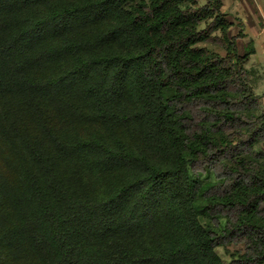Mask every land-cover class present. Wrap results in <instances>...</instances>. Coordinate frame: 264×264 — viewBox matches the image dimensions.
Wrapping results in <instances>:
<instances>
[{
	"label": "trees",
	"instance_id": "16d2710c",
	"mask_svg": "<svg viewBox=\"0 0 264 264\" xmlns=\"http://www.w3.org/2000/svg\"><path fill=\"white\" fill-rule=\"evenodd\" d=\"M230 24L220 0H0V264H264Z\"/></svg>",
	"mask_w": 264,
	"mask_h": 264
},
{
	"label": "rangeland",
	"instance_id": "374dc122",
	"mask_svg": "<svg viewBox=\"0 0 264 264\" xmlns=\"http://www.w3.org/2000/svg\"><path fill=\"white\" fill-rule=\"evenodd\" d=\"M220 11L231 23L227 30L228 35L242 33L237 38L239 53L243 54L245 49L252 48L244 66L250 70V84L258 94L260 108L264 111V0H220ZM206 22L207 20L201 22L198 28H203ZM199 45L220 55L225 53L224 49L215 43L202 42ZM243 249V243L229 242L216 250L220 257L227 261Z\"/></svg>",
	"mask_w": 264,
	"mask_h": 264
}]
</instances>
